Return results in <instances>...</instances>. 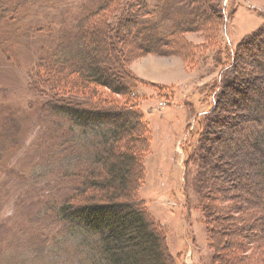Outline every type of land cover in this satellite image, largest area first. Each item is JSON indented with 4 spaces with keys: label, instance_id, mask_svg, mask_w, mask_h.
Returning <instances> with one entry per match:
<instances>
[{
    "label": "trees",
    "instance_id": "16d2710c",
    "mask_svg": "<svg viewBox=\"0 0 264 264\" xmlns=\"http://www.w3.org/2000/svg\"><path fill=\"white\" fill-rule=\"evenodd\" d=\"M53 5L62 6L66 18L30 28L48 43L29 73V107L58 125L69 124L72 148L84 144L64 167L62 188L68 191L53 206L54 219L71 236L97 237V264H176L165 227L139 193L151 137L137 85H159L137 76L128 64L147 54H177L187 63L186 47L179 42H186L188 33H202L207 40L195 49L214 45L228 18L224 2L86 0L73 12L68 0ZM4 18L15 20L11 14ZM224 53L206 134L191 157L199 209L216 264H253L254 241L263 248L264 264V24ZM241 154L249 156L258 181L257 214L246 200L240 203L246 214L242 209L238 214L232 202L237 190L218 182L220 174L230 173L228 164L245 163ZM246 181L238 182L252 187Z\"/></svg>",
    "mask_w": 264,
    "mask_h": 264
},
{
    "label": "rangeland",
    "instance_id": "374dc122",
    "mask_svg": "<svg viewBox=\"0 0 264 264\" xmlns=\"http://www.w3.org/2000/svg\"><path fill=\"white\" fill-rule=\"evenodd\" d=\"M57 1L0 0V264H97L93 254L97 237L92 233L71 236L53 216V206L68 191V186L62 188L64 167L70 158L77 159L84 144L72 148L69 124L58 125L54 117L29 107V73L48 43L46 36L35 35L30 28L61 23L66 15L62 6L53 5ZM68 1L73 12L86 0ZM223 2L228 18L214 45L210 42L206 49L196 50V45L207 40L202 33H188L186 42H179L186 47L187 63L177 54H147L128 64L137 76L159 85H137L151 137L145 147L144 183L139 193L152 217L165 227L176 264L217 262L199 209L197 168L191 157L199 138L206 134L204 123L213 109V85L225 68V48L234 49L264 24V0ZM10 14L15 20L4 18ZM139 69L152 78L141 76ZM241 155L245 163L228 164L230 173L220 174L218 182L237 190L238 197L232 202L238 214L241 209L246 212L240 205L244 200L257 214L258 181L249 156ZM240 180L252 187L241 185ZM9 208L12 213L6 215ZM258 245L254 241L250 247L253 264H260L263 248Z\"/></svg>",
    "mask_w": 264,
    "mask_h": 264
},
{
    "label": "crops",
    "instance_id": "0c3cea01",
    "mask_svg": "<svg viewBox=\"0 0 264 264\" xmlns=\"http://www.w3.org/2000/svg\"><path fill=\"white\" fill-rule=\"evenodd\" d=\"M143 70L144 69H139V71H137L139 74H142L141 76H143L144 78H152V77H150L149 75H145V74H143Z\"/></svg>",
    "mask_w": 264,
    "mask_h": 264
},
{
    "label": "clouds",
    "instance_id": "9594fccd",
    "mask_svg": "<svg viewBox=\"0 0 264 264\" xmlns=\"http://www.w3.org/2000/svg\"><path fill=\"white\" fill-rule=\"evenodd\" d=\"M11 213H12V209L11 208L7 209V211L5 212L6 215H11Z\"/></svg>",
    "mask_w": 264,
    "mask_h": 264
}]
</instances>
